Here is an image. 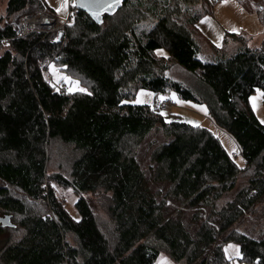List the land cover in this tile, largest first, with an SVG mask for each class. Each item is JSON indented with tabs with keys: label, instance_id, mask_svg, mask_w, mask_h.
I'll return each instance as SVG.
<instances>
[{
	"label": "trees",
	"instance_id": "16d2710c",
	"mask_svg": "<svg viewBox=\"0 0 264 264\" xmlns=\"http://www.w3.org/2000/svg\"><path fill=\"white\" fill-rule=\"evenodd\" d=\"M147 1L126 0L100 24L76 8L58 38L59 29L19 35L20 24L9 19L43 10L45 0H8L7 15L0 16V210L14 224H0V231H11L0 245V264H155L162 249L178 264H227L224 244L230 241L239 244L241 260L264 264V236L228 231L242 208L230 203L221 209L219 230L208 218L191 230L179 214L167 212L136 157L148 132L161 126L171 138L151 160L153 179L169 184L166 196L192 207L209 204L253 169L237 199L245 208L262 198L264 123L249 97L264 91V41L202 60L198 17L183 24L174 16L179 7L154 9L156 21L147 29L141 25ZM161 48L167 56L157 54ZM173 59L200 69V85L172 79ZM51 60L86 91L57 89L46 73ZM140 88L174 90L181 99L205 103L234 137L243 166L209 128L167 120L158 104L130 102ZM53 144L71 153L47 176ZM48 179L83 193L78 218L46 186Z\"/></svg>",
	"mask_w": 264,
	"mask_h": 264
},
{
	"label": "rangeland",
	"instance_id": "374dc122",
	"mask_svg": "<svg viewBox=\"0 0 264 264\" xmlns=\"http://www.w3.org/2000/svg\"><path fill=\"white\" fill-rule=\"evenodd\" d=\"M45 2L46 8L41 11H22L9 16V19L17 21L21 26L25 15L31 13L36 14L42 11L50 13L59 24H62L61 19H65L66 22H68L73 18L74 9H76L75 0H68L67 8L59 12L56 9L60 7L62 0H45ZM7 3L8 0H0V16L5 17L7 15ZM146 4L148 5V12H145L146 18L142 19L141 25L147 29L151 22L156 21V18L150 13L153 12L154 9L158 12L166 7L169 9H174L175 6L179 7V13L177 15L174 13V16L183 24L188 23L190 19L195 16L198 17L194 23V32L197 43L200 46L199 57L205 61L217 59V55H220V52H224V50L227 53H233L243 46V43L252 48L260 46L264 41V21L262 19L264 17V0H228L226 4H222L221 0H148ZM37 28L39 27L37 26ZM43 28L44 26L40 27V29ZM231 28H236L239 32H232L230 31ZM64 30L65 26L60 28L59 32H63ZM59 36L60 34L57 37L59 38ZM221 36L223 37L222 39L220 38ZM161 49L166 53L165 56H167L168 52L163 48ZM53 69L55 71H53ZM46 70L47 77L57 89L69 91V87H75V85H70L64 77H69L72 81H78L79 87L86 89V86L81 84L79 78L67 75L61 70L58 63H55V60H51L48 63V69ZM168 73L172 79L179 80L194 89L200 85L199 76L201 70H189L174 59L170 60ZM133 86L134 85L131 86V89H133ZM260 91L264 92L262 90ZM141 93H143V95H141ZM257 95V91H255L250 97ZM161 97L169 100L168 108L161 111V113L165 114L163 115L165 119H180L192 125H200L209 128L228 152L233 153L235 151L239 153L234 157V160L239 166H243L245 160L240 154L239 146L234 137L227 130L215 123L205 103L181 99L174 90L156 94L148 88L136 90V94L130 99V102L135 103L134 101L137 99H142L144 103L136 104L154 105L159 103ZM177 101L180 102L178 103ZM200 106H203L204 110H201ZM249 106L261 121L264 120V97L258 98L255 110L253 109L250 99ZM170 138L171 136L165 135L161 126L154 127L144 137L136 152L139 164L146 174L148 185L157 193V197L160 201H165L167 212L179 214L191 230L196 229L201 220L207 218L212 220L213 224L219 230L221 227L219 211L227 207L230 203H235V207L237 206L239 209L242 208L243 212L232 226L229 227L228 231L234 230L256 239L262 238L264 236V196L245 208L240 206V198L239 200L237 199L240 190L243 188L245 189L249 184V179L254 173L253 169H249L242 173L237 181L235 189L225 192L209 204L192 207L184 200L180 202L179 200L171 199L166 196L169 184L164 181L159 182L153 179V170L155 166L154 162L151 160V156L158 145L169 141ZM51 149L54 155L51 156L47 164V176L50 173L58 172L60 170L58 167L59 163H61V161L63 162L64 157H66L65 160H67V155L71 153L70 148L61 147L59 144L51 145L50 150ZM46 186L53 189L57 200H59L71 215L76 218L79 217L76 202L83 193L76 192L72 187L61 186L51 179L46 181ZM84 195L86 197L90 196V194L87 193H84ZM3 214V211L0 210V215ZM102 214L104 215H101L102 218L107 219V215H105L104 212H102ZM105 223L100 221L101 227L104 230H106ZM10 232V230L0 231V245L11 236L9 234ZM17 232H14L13 236H15ZM237 251L240 255L236 254ZM224 252L226 258L229 260L227 264H255L240 259V246L233 241L224 244ZM164 261H166L167 264H178L166 251H164V249H162L155 264H164Z\"/></svg>",
	"mask_w": 264,
	"mask_h": 264
},
{
	"label": "water",
	"instance_id": "95a60500",
	"mask_svg": "<svg viewBox=\"0 0 264 264\" xmlns=\"http://www.w3.org/2000/svg\"><path fill=\"white\" fill-rule=\"evenodd\" d=\"M126 0H75V6L79 10H83L96 22L102 23L106 14L112 15L117 12ZM111 6V7H109ZM62 33H60L61 35ZM0 224L2 226H10L12 216L10 214L0 215Z\"/></svg>",
	"mask_w": 264,
	"mask_h": 264
},
{
	"label": "built area",
	"instance_id": "2783aa9c",
	"mask_svg": "<svg viewBox=\"0 0 264 264\" xmlns=\"http://www.w3.org/2000/svg\"><path fill=\"white\" fill-rule=\"evenodd\" d=\"M40 16H43L44 18H46V20L40 19L39 18ZM53 21H54V23L52 24L51 22H53ZM65 22H66V20H62V24H59L58 21L56 19H54V17L50 13H47L46 11H42V12H39L36 14H32V13L27 14L24 16L23 22H22L21 26L19 27V35H27V34L34 32V31L44 30L46 32H49L50 30L60 29V28H63ZM37 26L39 28H37ZM43 26H44V28L40 29V27H43ZM60 33H62V32H60ZM158 105H159L160 111H164L168 108L169 100L167 98L161 99L159 101ZM232 154L235 157L239 153L234 151ZM212 256H213V253L211 251L208 254V259H210Z\"/></svg>",
	"mask_w": 264,
	"mask_h": 264
},
{
	"label": "snow or ice",
	"instance_id": "6c2138e0",
	"mask_svg": "<svg viewBox=\"0 0 264 264\" xmlns=\"http://www.w3.org/2000/svg\"><path fill=\"white\" fill-rule=\"evenodd\" d=\"M117 2H119V0H117ZM227 2H228V0H221V3H222V4H226ZM67 6H68V0H62V3H61V5H60V7H58L56 10L59 12V11H61L62 9H66ZM109 7H111V6H109ZM230 31H232V32H237V33L239 32V30L236 29V28H231ZM220 38L222 39L223 37L221 36ZM157 54H158V55H161V56L166 55V53H164V51H163L162 49H158V50H157ZM53 71H55V70L53 69ZM64 79H65L66 81H68L70 85H75V87H69V92L76 91V90L81 91V92L86 91V89H84V88H80V87H79V82H78V81H72L69 77H64ZM256 91H257V94H258V95H257V96H252V97L249 98L250 101L252 102V106H253V109H254V110H255L256 107H257V100H258V98H259V97H264V92H261L260 89H257ZM141 95H143V93H141ZM173 98H175V97H173ZM161 99H164V97H161ZM134 102H135V103H144V101H143L142 99H137V100L134 101ZM177 102L179 103L180 101H177ZM200 107H201V110H204V109H203V106H200ZM161 114H162V115H165L164 113H161ZM261 123H264V120H262ZM234 150H235V149H234ZM230 247H232V246H230ZM236 254H237V255H240V253H239L238 251H237ZM164 264H167V262L164 261Z\"/></svg>",
	"mask_w": 264,
	"mask_h": 264
},
{
	"label": "bare ground",
	"instance_id": "6f19581e",
	"mask_svg": "<svg viewBox=\"0 0 264 264\" xmlns=\"http://www.w3.org/2000/svg\"><path fill=\"white\" fill-rule=\"evenodd\" d=\"M39 18H40V19H42V20H43V19H44V20H46V18H44L43 16H40ZM51 23L53 24V23H54V21H53V22H51Z\"/></svg>",
	"mask_w": 264,
	"mask_h": 264
},
{
	"label": "crops",
	"instance_id": "0c3cea01",
	"mask_svg": "<svg viewBox=\"0 0 264 264\" xmlns=\"http://www.w3.org/2000/svg\"><path fill=\"white\" fill-rule=\"evenodd\" d=\"M207 109H208V107H207Z\"/></svg>",
	"mask_w": 264,
	"mask_h": 264
}]
</instances>
